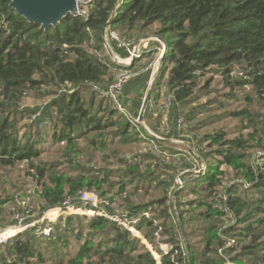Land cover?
<instances>
[{
	"label": "trees",
	"instance_id": "trees-1",
	"mask_svg": "<svg viewBox=\"0 0 264 264\" xmlns=\"http://www.w3.org/2000/svg\"><path fill=\"white\" fill-rule=\"evenodd\" d=\"M10 2L0 0V225L8 223L7 209L16 206L21 190L12 174L25 164L24 174L39 186L38 217L50 209H66L68 200L81 208V192L97 191L109 201L99 209L109 214L117 212L118 200L127 212L121 216L152 212L137 228L161 255V264H264V153L253 155L254 149L264 150V0H92L88 17L68 14L46 29ZM110 31L159 41L153 40L143 57L127 66L105 54V33ZM162 46L167 50L144 122L162 108L156 117L161 120L164 110L168 117L170 113L176 135L179 119L192 123L202 114L206 117L198 120L196 130L227 118L237 124L209 130L201 138L205 149L199 145L197 158H204L206 166L201 174L184 177V189L174 191L177 205L187 206L190 213L187 217L180 210L176 223L167 194L143 203L136 199L155 181L164 192L169 185L154 175L162 171L154 145L162 153L163 139L149 134L140 120L151 72L123 87L126 114L94 90L105 89L119 69L147 65ZM215 76L220 92L211 85ZM204 97L207 101L196 104ZM45 136L63 146L65 163L77 174L43 158ZM130 142H143L149 151L119 158L117 168L98 171L77 163L88 158L90 149ZM166 152L175 153L172 148ZM182 191L194 199L181 201ZM49 226L47 236L34 226L0 246V264H159L141 238L108 217L70 214ZM161 228L171 246L168 253L156 243ZM180 230L200 240L181 241Z\"/></svg>",
	"mask_w": 264,
	"mask_h": 264
},
{
	"label": "rangeland",
	"instance_id": "rangeland-1",
	"mask_svg": "<svg viewBox=\"0 0 264 264\" xmlns=\"http://www.w3.org/2000/svg\"><path fill=\"white\" fill-rule=\"evenodd\" d=\"M148 37H153V36H148ZM136 40H139L141 38H146V37H139V36H135L134 37ZM146 42V43H145ZM145 46V49H148L150 46H153V40H145L142 42L141 46ZM118 48L116 46V44L110 39L109 34L106 37V44H105V54H108L114 61L117 62L116 60V56H120L117 49ZM166 47L162 46L159 48V50L155 53V61L156 63L159 61L158 67L160 65V60H161V56L162 54L166 51ZM121 58H124L122 56H120ZM159 71V70H158ZM158 71L157 73L153 76L150 75V79H149V87L145 90L144 93V98H143V103L145 102V99L147 98L149 101V105H153V99H150V94H151V88L152 85L154 84V81L158 75ZM218 78L217 76H215V80L212 81L211 85L212 87L214 86V89H217V91H222V88L219 86L220 83L218 82ZM161 92L164 94L166 92L165 88H163L161 90ZM207 97H204L202 100L196 102V104H199V102L203 101H207ZM166 105H167V101L165 100ZM147 103V105H148ZM31 106H36V107H41L42 103H40V101H30L28 103ZM44 104V103H43ZM143 105V104H142ZM142 108V107H141ZM152 108V106H151ZM41 109V108H39ZM153 109V108H152ZM162 109V108H161ZM161 109L155 113V117L153 116V118L148 119V121H145V119H143V123H144V128L145 130H147V132L149 134L152 135H156L158 136V138L163 139V146L166 149H162V153H164V151H168L169 148H172L173 152L175 153H168L166 152L165 154H162L159 152V150L161 151V147L157 144L154 145L153 143L150 146H157L159 149H155L158 152L156 153L157 155V162L160 163V167L162 168V171L159 170L158 172L154 173V175L156 177L162 178V179H166L169 181V185L168 188L165 190V192L163 191V187L162 186H156L155 183L157 181H155L154 185L151 187L149 186V190L147 191V188H145L144 190H142L136 197V199L140 202H149L154 198L157 197H162L165 194H167L168 198H169V202H171V208H170V213H171V217H172V221L174 223L178 222V217L177 214L180 212V210H186L185 214L188 217L189 216V209L187 206H181L179 207L177 205V199L174 196V191L177 189L183 190L184 188V183L183 182H179L178 181V177L183 175V179L182 181L185 179L184 177H188V176H192V175H199L201 174L206 166V160L204 158L202 159H198V154H199V145L202 146V148L205 149V144L201 143V138L203 137V135H205V133H207L209 130H216L217 128L220 127H226L229 129H233L237 126L236 121L234 118H227V119H223L221 121H219L216 124L211 125L210 128H206V129H200V130H196L194 128V126L196 125V123L198 122V120H202L206 117L205 114L200 115L198 118L194 119L191 122L187 121V120H183L181 119L179 122V127L177 126V128L180 130V132L176 135L173 129V124H174V119L171 117V114L169 113V117L168 114L166 112V110L163 111V118L160 120L158 119V117H156L158 115V113L160 114ZM137 119V118H136ZM134 119V120H136ZM28 121V120H27ZM26 122V121H25ZM134 123H136V121H133ZM24 123V122H23ZM135 129H137L136 127H134ZM140 128V127H139ZM138 130V129H137ZM140 130V129H139ZM47 139V143H46V150L43 153V158L44 159H48V160H56L59 161L61 168L69 171V173L71 174H77L78 171H76L75 169H73L70 164H66L65 159L61 153V150L63 149V146L57 143H54V141L50 140L47 136H45ZM153 146V147H154ZM83 149L87 148V145L84 144ZM149 147V146H148ZM148 147L144 146L143 142H137V143H121V144H117L113 147L107 148V149H100V150H89L86 153V156L88 158L86 159H79V161L77 163L79 164H87L90 165L91 167L97 169L99 171V169H104V168H108L109 166H112L113 168H117L119 165V158L121 157H129L130 155H139V154H146V151ZM188 152H190V154L194 155V160L190 159V156L188 154ZM197 152V153H196ZM264 153V150H260V149H254L253 150V155L256 156L257 158L260 157L262 154ZM201 154V153H200ZM201 156V155H200ZM190 160H193L190 161ZM260 159H257V161H259ZM146 161V160H145ZM164 165H168L167 167H164ZM192 166V167H190ZM24 168H25V164H22L20 167H18V170L16 171L15 174H12L13 178H12V182L14 184H18L21 187V190L18 194L17 197V203L15 207H8L7 209V216H5L4 221L8 222L6 223L4 226L0 225V227L2 229H6V228H10L13 227L15 224L10 223V221L15 220V216L20 215V216H24L26 219L27 218H31L29 219L27 222H33L35 224V227L37 226V230H38V234L39 235H45L47 236L48 234L46 233H42L41 231L44 232V229L46 227H51L49 226V223L57 224V222L59 221V219L61 217L70 215V214H81V215H87V217H93V216H98L103 212V208L99 209V206L103 203H107L109 204L108 199H102L99 196V192L97 191H89V190H85L83 192H81V194L83 193V196H85L83 200V207L81 208H75L74 209H55L58 210L62 213H60L59 215L57 214L56 216L51 217V219H47L49 217V212H51L53 209H50L48 211H45L43 213V215H41L40 217H38V210L40 209V205H39V200H38V184L35 180L31 179L30 177L26 176L24 174ZM150 169V168H147ZM146 168L142 167L141 170L143 172H150L147 171ZM181 193V201L186 202L190 199H194L193 195L187 194L186 192H180ZM80 194V197H81ZM114 194H111V196ZM118 203H115L117 207V212L114 213L113 215H117V216H121L122 214H126L127 212L124 211L123 207L119 206L121 204V200L116 201ZM87 203V205H86ZM97 205V208H95V206ZM17 207H22L24 208L26 211H22L19 210ZM33 210V211H31ZM104 212H107L104 210ZM149 213V216L152 217V212L147 211ZM109 214V213H107ZM111 215V214H109ZM43 216L45 217V221L41 222L39 221ZM102 216V215H100ZM159 222H162L161 219H157ZM34 227V226H33ZM30 228V227H28ZM28 228L26 230H28ZM41 229V230H40ZM25 230V231H26ZM187 230H190V228H188ZM163 231V228L158 230V233L156 235V243L158 245V248L162 251V252H168L170 249V245L169 243H167L165 240L167 239V235L161 233ZM133 232V234L139 238H141L142 242L146 245L147 248H149L153 254L155 255V258L157 259L158 263L161 264L160 260H161V255L154 249L153 245L149 244V242L145 239V237L142 235V232L140 230H138V228H136ZM21 232H19L18 234H20ZM17 234V235H18ZM178 238L179 240H183L186 239L188 241V239L190 238V241L192 242H198V240H200L199 237L195 236L194 234L191 236H185L182 231L180 230L178 233ZM228 263V262H227ZM230 264H232L229 261ZM234 264V263H233Z\"/></svg>",
	"mask_w": 264,
	"mask_h": 264
},
{
	"label": "built area",
	"instance_id": "built-area-1",
	"mask_svg": "<svg viewBox=\"0 0 264 264\" xmlns=\"http://www.w3.org/2000/svg\"><path fill=\"white\" fill-rule=\"evenodd\" d=\"M78 2V11L76 15H81L84 17H88L90 13V4L92 0H77ZM109 34L110 39L116 44L119 49H122L127 52V57L121 58L120 56H116V60L118 63L123 65H131L132 62L135 60L140 59L143 57L145 52V46H141L142 42L145 40H158L156 37H146L136 40L134 37H123L120 34L116 33L115 31H110L105 33V44H106V37ZM159 41V40H158ZM146 43V42H145ZM159 61L156 63L155 58L152 59L147 65L135 68V69H119L115 74V79L111 82L105 89L98 88L94 86V90H96L99 94L109 96L114 104L115 107L126 114V109L123 105L122 101V91L123 87L130 81L131 78L140 75L143 72L150 71L151 76L155 75L157 71L160 69V65L158 67ZM169 103V102H168ZM168 105V104H167ZM41 114V109L37 112V115ZM139 118L135 121L137 122ZM181 119H179L180 121ZM136 124V123H135ZM183 175L178 177L179 182H183ZM85 196L83 193L81 194V200L83 201ZM87 205V203H86ZM97 208V205L95 206ZM55 209H63L62 207H57ZM66 209H74L75 207L70 203V200L66 202ZM65 209V210H66ZM64 210V209H63ZM102 216L108 217L109 219L117 222L118 224L124 226L129 231H134L137 228V225L142 217H150L147 211L143 212L142 214L134 217H127V216H117V215H109L107 212H103L100 214ZM46 216H43L39 221L44 222ZM51 219V218H47ZM16 224L13 227L2 229L0 227V246L3 244L8 243L11 239H13L19 232L25 231L28 227H33L35 224L33 222H27L24 216L17 215L15 216ZM51 231V227H46L44 232L49 235ZM168 253V252H165ZM161 262V260H160ZM232 263V262H231ZM227 264H230L229 262ZM233 264V263H232Z\"/></svg>",
	"mask_w": 264,
	"mask_h": 264
},
{
	"label": "water",
	"instance_id": "water-1",
	"mask_svg": "<svg viewBox=\"0 0 264 264\" xmlns=\"http://www.w3.org/2000/svg\"><path fill=\"white\" fill-rule=\"evenodd\" d=\"M10 6L30 22L38 23L45 29L56 26L68 14L76 15L78 11L77 0H11ZM147 102L146 98L140 112L141 121Z\"/></svg>",
	"mask_w": 264,
	"mask_h": 264
},
{
	"label": "bare ground",
	"instance_id": "bare-ground-1",
	"mask_svg": "<svg viewBox=\"0 0 264 264\" xmlns=\"http://www.w3.org/2000/svg\"><path fill=\"white\" fill-rule=\"evenodd\" d=\"M78 3V2H77ZM60 210V209H59ZM62 211V210H61ZM60 211H58V210H52L51 212H49V218H51V217H53V216H56L57 214L59 215L60 213H62V212H60Z\"/></svg>",
	"mask_w": 264,
	"mask_h": 264
}]
</instances>
